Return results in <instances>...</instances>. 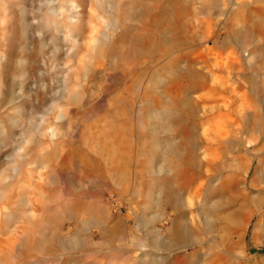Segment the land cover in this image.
<instances>
[{"label": "rangeland", "instance_id": "374dc122", "mask_svg": "<svg viewBox=\"0 0 264 264\" xmlns=\"http://www.w3.org/2000/svg\"><path fill=\"white\" fill-rule=\"evenodd\" d=\"M7 1L0 264H264V0Z\"/></svg>", "mask_w": 264, "mask_h": 264}, {"label": "bare ground", "instance_id": "6f19581e", "mask_svg": "<svg viewBox=\"0 0 264 264\" xmlns=\"http://www.w3.org/2000/svg\"><path fill=\"white\" fill-rule=\"evenodd\" d=\"M29 1V0H28ZM47 1V0H46ZM57 1V0H56ZM6 2H8L7 0H5L4 1V4H3V6H1V8H0V11L2 12V13H5L6 15L9 13V9H10V7L6 4ZM41 2V1H40ZM72 2V1H71ZM51 3V2H50ZM73 3V2H72ZM35 4H37V3H35ZM55 4V3H54ZM57 4V3H56ZM65 4V3H64ZM41 5V4H40ZM51 5V4H50ZM63 5V4H62ZM66 5V4H65ZM67 6H69V5H67ZM35 7V6H34ZM43 7V6H42ZM71 7H72V5H71ZM70 7V8H71ZM76 7H78L77 5H76ZM42 9V8H41ZM46 10H47V8H46ZM62 10V9H61ZM60 10V11H61ZM66 10V9H65ZM74 10V9H73ZM43 11V10H42ZM48 12H49V14L51 15V16H55L56 15V12L54 11V9L53 8H50L49 10H47ZM71 11V10H70ZM84 12V11H83ZM31 13V12H30ZM59 13V12H58ZM70 14V13H69ZM83 15H84V13H83ZM86 16H87V13L85 14ZM41 16H42V14H41ZM69 16V15H68ZM71 16V15H70ZM45 17V16H44ZM73 17V16H72ZM53 18V17H52ZM60 19H61V17H59ZM58 18V19H59ZM74 18V17H73ZM59 19V20H60ZM68 19H70V18H68ZM45 20V19H44ZM57 20V19H56ZM67 20V19H66ZM12 20L11 19H9L8 20V22L10 23ZM39 21V20H38ZM65 21V20H64ZM41 22V21H40ZM68 22V21H67ZM72 22V21H71ZM3 23L5 24V23H7V21L6 20H3ZM43 23V25H44V28H46L47 26H50L49 24H47V22H42ZM62 27V26H61ZM67 28H68V25L66 26ZM72 27V26H71ZM1 32H2V37H1V41H2V44H3V46H4V52L2 53V56L0 57V69H3V71L4 70H6L7 68H8V58H7V55L9 54V53H12L13 51H14V48H15V46L17 45V36L16 35H14V33L12 32V30H11V28L10 27H8L7 29L5 28V29H3V30H0ZM34 31V30H33ZM32 31V32H33ZM72 33V32H71ZM61 34V33H60ZM70 34V33H69ZM35 35V34H34ZM67 36H68V34H67ZM73 37V36H72ZM53 44H54V42H53ZM20 46L21 47H25V45H23V42L21 41L20 42ZM31 46V45H30ZM57 46V45H56ZM33 49V48H32ZM2 52V51H1ZM24 69V68H23ZM26 69V68H25ZM26 72V71H25ZM29 72V71H28ZM5 73V72H4ZM25 76V75H24ZM31 76V75H30ZM31 78V77H30ZM9 80V79H8ZM25 80V79H24ZM2 83V82H1ZM33 83V82H32ZM6 87V86H5ZM27 87V86H26ZM25 88V87H24ZM35 90V89H34ZM23 92V91H22ZM21 94V93H20ZM25 94V93H24ZM23 94V95H24ZM2 96V95H1ZM0 96V97H1ZM5 96H7V95H5ZM26 97V96H25ZM24 97V98H25ZM3 98V97H2ZM23 98V97H22ZM7 99V98H6ZM5 99V100H6ZM29 99H31V98H29ZM25 103V102H24ZM9 136V135H8ZM9 138V137H8ZM166 147H167V151H168V154H170V155H172V154H175L177 151H176V148H175V146L169 141L168 143H167V145H166ZM33 151V150H32ZM13 152H14V150H13ZM4 156V155H3ZM31 156V155H30ZM10 157V156H9ZM3 159V158H2ZM260 164V163H259ZM262 165V164H261ZM262 168L264 169V165H262ZM16 169H18V168H16ZM19 170V169H18ZM16 171V170H15ZM12 172V171H11ZM17 172V171H16ZM13 173V172H12ZM21 173V172H20ZM246 177H249V171H247L246 172ZM263 180H264V178H263ZM263 184V185H262ZM252 186V185H251ZM257 186V185H256ZM261 186H262V188H263V190H264V183L263 182H261ZM261 186H259V187H261ZM258 188V187H257ZM177 194H178V192H176ZM260 195V194H259ZM169 196H171V198H173L174 197V193L173 192H170L169 193ZM175 196H176V194H175ZM264 196V195H263ZM2 197H3V195H2ZM176 197H178V196H176ZM260 199H262V197L260 198ZM177 200V199H176ZM177 201H180L179 199L177 200ZM249 202V201H248ZM264 203V201L262 202H260L259 203V205H262ZM180 204V203H179ZM263 207V206H262ZM66 209V208H65ZM19 211V210H18ZM21 211V210H20ZM19 211V212H20ZM67 211V210H66ZM22 212V211H21ZM68 212V211H67ZM155 216H156V214H155ZM182 221H184V219L182 220ZM54 222V221H53ZM12 223V222H11ZM183 224V223H182ZM181 223L180 224H175L174 225V232L173 233H175V236L176 237H178V239L179 238H181V239H183V240H188L189 238H190V233H189V230H188V228L184 225H182ZM5 227L7 228V226H6V224L4 225L3 223H1L0 224V233H2V235H3V232H6L5 231ZM13 231V230H12ZM11 231V232H12ZM10 232V233H11ZM7 233V232H6ZM10 233H9V235H10ZM154 233H156V232H154ZM8 234V233H7ZM1 235V234H0ZM157 235V234H156ZM160 235V234H159ZM174 235V234H173ZM5 236H6V234H5ZM57 236V235H56ZM157 237V236H156ZM3 238V237H2ZM54 237H52V238H50L49 239V242H52L54 239H53ZM56 238V237H55ZM160 238V237H159ZM162 238V237H161ZM5 239V238H4ZM3 239V240H4ZM8 239V238H7ZM11 239H12V237H11ZM156 239V238H155ZM190 240V239H189ZM6 241V240H5ZM155 241V240H154ZM163 241V240H162ZM174 241H175V239H174ZM4 242V241H3ZM5 243V242H4ZM43 245H41L40 246V250H45L44 252H46L47 254H51L52 252H53V250L50 248V247H45V246H47L46 244H47V242L46 243H42ZM155 248L156 249H158V250H160L161 248H167V245L165 246V243L164 242H160V241H155ZM4 246V245H3ZM4 247H6V246H4ZM8 247V246H7ZM10 248V247H9ZM72 248V247H71ZM51 249V250H50ZM1 250V249H0ZM7 250H8V248H7ZM6 250V251H7ZM5 251V250H4ZM4 251H3V249L0 251V253H1V257L3 258L2 259V261L1 262H7V260H10V258H12V257H10L9 258V256L7 257V255H5L4 254ZM14 251V250H13ZM162 260V259H161ZM152 263L153 264H156V263H158V259H157V257L156 256H154L153 258H152ZM151 264V263H150Z\"/></svg>", "mask_w": 264, "mask_h": 264}, {"label": "trees", "instance_id": "16d2710c", "mask_svg": "<svg viewBox=\"0 0 264 264\" xmlns=\"http://www.w3.org/2000/svg\"><path fill=\"white\" fill-rule=\"evenodd\" d=\"M261 251H263V252H264V249H263V250H261Z\"/></svg>", "mask_w": 264, "mask_h": 264}]
</instances>
